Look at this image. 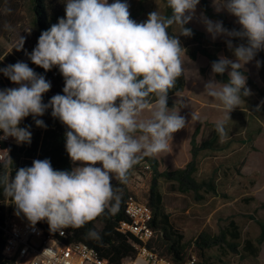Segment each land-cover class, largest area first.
I'll return each mask as SVG.
<instances>
[{
    "label": "clouds",
    "instance_id": "1",
    "mask_svg": "<svg viewBox=\"0 0 264 264\" xmlns=\"http://www.w3.org/2000/svg\"><path fill=\"white\" fill-rule=\"evenodd\" d=\"M199 3L167 0L170 15L157 10L137 23L122 0H65V16L42 31L32 52L26 53L46 72L58 67L64 78V94L54 95L47 104L43 94L51 89V82L43 75L22 61L0 68L19 85L0 89V140L11 137L17 144H30L32 133L20 123L51 108V115L69 129L65 145L69 158L82 165L60 171L49 159H36L30 167L16 170L14 178L0 176L3 194L15 205L17 216L23 215L32 226L46 220L50 231L63 232L85 226L106 209L115 214L122 197L112 184L113 177L126 184L130 170L144 157L171 151L173 134L188 124L175 106H167L169 91L184 75L187 50L168 29L178 25L179 35L190 37L192 30L185 25ZM214 3L217 12L226 10L237 18L241 31L202 17L213 39L224 35L247 40V45L233 47L229 39L227 46L236 60L221 56L211 65L213 74L227 71L228 81L213 78L204 85L206 95L222 105L224 116L215 130L223 142L230 113L251 95L240 70L264 50V0ZM24 43L20 37L16 50H23ZM260 65L257 60V68ZM145 112L149 116L142 118ZM199 119V113L192 111L191 121ZM35 124L47 127L41 119H35ZM12 163L8 155L4 166ZM88 236L99 239L92 230Z\"/></svg>",
    "mask_w": 264,
    "mask_h": 264
},
{
    "label": "rangeland",
    "instance_id": "2",
    "mask_svg": "<svg viewBox=\"0 0 264 264\" xmlns=\"http://www.w3.org/2000/svg\"><path fill=\"white\" fill-rule=\"evenodd\" d=\"M108 2L112 3L114 0ZM122 2L129 4L131 18L137 23L145 22L150 12L158 10L162 15L165 12L162 0ZM208 3L215 15H224L228 24L241 29L235 16L226 10L217 12L214 0H208ZM46 4L49 15L55 11L61 17L65 16V0H46ZM34 6L35 0H0V68L17 61L25 62L33 68L34 64L26 53H31L37 44ZM202 17L213 22L218 20L207 17L201 4L197 5L193 19L187 24L205 34L203 46L218 59L224 56L235 61L233 50L227 46V41L231 39L232 42V37L220 35L213 39L207 32ZM180 30L178 25L173 26L174 34L187 50L183 57L185 72L178 78L185 81V89L169 98L167 106L170 109L175 106L188 124L173 134V146L177 150L175 160L161 154L151 158L157 162L153 166L158 173L185 168L193 160L191 141L199 129L195 137L196 148L199 149L204 144L206 147L197 151L195 178L198 182L203 179L213 180L218 185L219 195H205L200 190L205 199L198 201L193 191L183 192L178 185L176 189H172L169 182L158 178V191L162 196L161 214L168 217L176 235L183 237L181 244L185 248V260L195 255L198 264H264V243L258 244L261 225H264V54L257 52L255 58L240 70L247 77L246 86L251 90V95L242 98L240 106L230 113L231 120L225 126L228 137L222 142L215 130L216 122L224 116L222 105L204 92L207 81L213 78L220 81L212 73L211 63L206 57L197 54L196 60L190 59L189 53L196 51L198 44L191 37L180 36ZM20 37L24 38L25 43L23 50L17 51ZM232 44L233 47L247 45L244 41ZM257 60L261 62L259 68L256 66ZM226 74L228 75L227 71ZM6 80L9 79L0 72V89L1 85L5 86L4 89L15 88L17 85L9 80L6 86ZM192 111L199 113V121H191ZM148 116L149 113L145 112L142 118ZM74 165L82 166L80 162H75ZM153 177L150 165L139 163L130 170L125 188L138 201L149 204ZM152 208L155 212V208ZM5 209L10 211L12 207L6 203ZM13 209L15 210V205ZM230 222L237 226L238 239L230 235V231L235 232L230 228ZM157 231L151 246L162 256L172 259L171 255H167V247L176 239L175 236L163 226H158ZM224 233L226 236L220 239L219 245L204 249L202 258L196 247L199 236L206 234L220 238ZM248 240L253 243L257 255L246 250L245 242Z\"/></svg>",
    "mask_w": 264,
    "mask_h": 264
},
{
    "label": "trees",
    "instance_id": "3",
    "mask_svg": "<svg viewBox=\"0 0 264 264\" xmlns=\"http://www.w3.org/2000/svg\"><path fill=\"white\" fill-rule=\"evenodd\" d=\"M162 2L164 4V15H170L171 10L167 6V0H162ZM200 4L207 17L221 21L223 25L228 29L241 31L240 28L233 27L228 24L224 15H215L212 12V9L209 7L208 0H200ZM34 11L37 17L36 26L38 42V38L41 32L50 29L53 24L58 22L59 18L63 17H61L60 14L55 11L53 14L49 15L46 0H35ZM173 26L168 29L170 35H175L173 32ZM185 27L192 30L193 34L190 37L195 43L198 44V48L196 49V51L189 53L190 59L196 60L197 54H201L210 61L211 65L214 61H218L219 59L202 44L203 41H205V34L193 29L188 24H186ZM242 41L247 44L246 39L232 37V42L234 44H239ZM259 52L261 54H264V50H260ZM32 69L36 73L43 75L46 80L51 82V89L47 93L43 94V102L45 104H47L51 97H53L54 95L64 94V78L59 72L58 67H53L51 70L46 72L43 68L34 64ZM216 77L222 83H226L229 79L226 72L223 75L216 74ZM8 82L9 80L5 81L6 86ZM4 88L5 86L1 85V89ZM184 88L185 81L177 80L176 87L170 90L168 93V99L176 93H181ZM51 111V108H49L46 110L43 116L33 118V116L29 115L28 117L24 118V120H22V127H27L32 133L31 143H25L22 148H12L11 160L13 161V163L9 166V169L4 166L5 164H0V176L9 174V177L14 178L16 170L21 167H30L33 160L36 159H49L52 167L55 170L71 171L73 169V161H71V159L69 158L65 147L66 132L69 129L64 124H62L58 118H54L51 115ZM35 119L43 120L47 127H38L35 124ZM198 132L199 129L196 130V133L191 141L193 160L185 168H180L172 172L158 173L153 166V164L157 163L153 158L144 157L139 162H147L154 174L150 190V203L147 205L151 208L152 206L155 208L153 227L157 230L158 226H163L164 229H166L171 235L175 236L176 238L172 242V244L167 247V255H171V260L174 262L185 261V248L181 244L183 241V237L176 235L174 229L169 224L168 217L161 214L162 196L158 191V178H163L165 181L169 182L172 189H176V185H178V188L183 192L193 191V193L196 194V199L198 201L205 199V196H202L200 194V190L203 191L205 195H210L211 193L219 195L217 185L213 182V180L203 179L202 181L198 182L195 178V174L197 172L195 161L197 151L206 147V145L204 144L201 148H196L195 137ZM112 184L114 187L121 190L122 198L118 207V211L115 214H112L108 209H106L102 215L95 218L93 221L86 223L85 226L79 229L68 228V233L70 236V242L84 243L94 248L103 259H106L113 264H120L122 260L126 258H132L136 255V250L133 246V242H136L135 238L130 234H123L119 231L120 224L122 222L129 221L125 213V208L128 198L133 195V193L125 188V184H120L119 182H114L113 180ZM8 199L10 198L4 196L3 187L0 186V223L3 222L2 213L5 208V203ZM38 224L42 226L48 225L46 220L40 221L38 222ZM230 228L235 230L234 233L230 231V235H232L233 238L238 239L239 234L236 232L237 226L234 222H230ZM90 230L97 232L99 234V239L90 238L88 236ZM225 233H227V231H225ZM225 233L220 238H213L206 234H201L196 241V247L201 252L200 256L202 258L204 257L203 251L205 248L211 247L213 245H219L220 239L225 238ZM262 243H264V225H261V235L258 240V244ZM4 246L5 241L0 230V264H5L3 262L2 254ZM245 248L252 255H257V250L256 248H254V245L250 240L245 242Z\"/></svg>",
    "mask_w": 264,
    "mask_h": 264
},
{
    "label": "built area",
    "instance_id": "4",
    "mask_svg": "<svg viewBox=\"0 0 264 264\" xmlns=\"http://www.w3.org/2000/svg\"><path fill=\"white\" fill-rule=\"evenodd\" d=\"M19 127H22L21 123ZM24 145L17 144L11 137L0 140V164H5L8 155L12 157L13 147L22 148ZM6 203L11 205L12 210L4 208L3 222L0 223L5 241L2 253L5 264H113L103 259L94 248L84 243L70 242L68 228L63 229V232H53L48 225L37 223L32 226L23 215L15 214L10 199ZM125 213L129 221L122 222L119 231L135 238L133 246L136 255L122 260L120 264H198L195 255L183 262H174L151 246L158 232L153 227L154 211L138 201L134 194L128 198Z\"/></svg>",
    "mask_w": 264,
    "mask_h": 264
},
{
    "label": "crops",
    "instance_id": "5",
    "mask_svg": "<svg viewBox=\"0 0 264 264\" xmlns=\"http://www.w3.org/2000/svg\"><path fill=\"white\" fill-rule=\"evenodd\" d=\"M185 89V88H184ZM176 94H178V93H176ZM176 94H174V95H172L170 98H172L173 96H175ZM173 142L174 141H172L171 142V151L170 152H168V153H161V155H165V156H168L169 158H172L173 160H175L176 158H177V155H176V148H175V146H173ZM190 149V148H189ZM75 163L73 162V164H72V167L73 168H75V165H74ZM178 169H180V168H178ZM175 170H177V169H175ZM114 182H118V181H116L115 180V178L113 177V179H112ZM217 188H218V185H217ZM219 191V190H218Z\"/></svg>",
    "mask_w": 264,
    "mask_h": 264
}]
</instances>
